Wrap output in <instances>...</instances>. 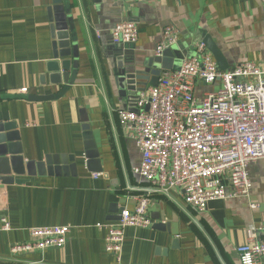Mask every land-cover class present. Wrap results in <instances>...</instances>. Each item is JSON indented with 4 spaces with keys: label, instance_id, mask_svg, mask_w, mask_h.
<instances>
[{
    "label": "crops",
    "instance_id": "obj_1",
    "mask_svg": "<svg viewBox=\"0 0 264 264\" xmlns=\"http://www.w3.org/2000/svg\"><path fill=\"white\" fill-rule=\"evenodd\" d=\"M51 2L0 0V124L16 125L24 162L72 156L76 175L67 169L59 177H21L28 182L0 184V264H113L104 251L105 232L96 225L113 222L124 208L132 211L140 197H147L151 226L124 230L123 264H239L236 248L245 243V231L264 229V162L248 167L252 188L247 199L212 201L202 213L186 205L178 190L154 193L135 174L141 154L118 122V110L129 106L109 81V54L116 47L111 30L130 22L138 29L134 51L146 56L163 41L165 27L176 30L173 47L180 48L183 58L173 71L180 70L191 51L196 54L195 43L206 37L214 55L206 50L221 71L247 61L264 65L259 0H69L75 79L63 97L44 100L39 97L63 88L50 83L48 71L53 62ZM217 87L219 82L198 83L195 96L200 99ZM21 89L27 92L21 94ZM85 117L99 173L85 166ZM3 218L9 231L1 230ZM52 226L70 228L63 248L10 253L11 245L29 240L30 229Z\"/></svg>",
    "mask_w": 264,
    "mask_h": 264
},
{
    "label": "built area",
    "instance_id": "obj_2",
    "mask_svg": "<svg viewBox=\"0 0 264 264\" xmlns=\"http://www.w3.org/2000/svg\"><path fill=\"white\" fill-rule=\"evenodd\" d=\"M151 1L156 0H132ZM259 2L264 16V0ZM163 36L155 57L177 44L172 26L164 28ZM111 38L115 45L134 46L138 29L133 23H120L111 30ZM194 48L196 54L186 58L179 71H162L156 87L129 101L117 115L141 154L135 174L154 187V193L178 190L186 205L202 213L212 201L247 199L252 188L248 167L264 162V65L247 61L221 71L205 44ZM218 82L219 89L196 98L198 83ZM147 204V197H140L132 211H120L118 221L96 225L105 232L104 251L113 264H123L124 230L151 226ZM1 223L2 231L10 230L6 219ZM69 231L68 226L32 228L29 240L11 245L9 251L23 256L61 249ZM245 236V243L236 248L239 264H262L264 229H248Z\"/></svg>",
    "mask_w": 264,
    "mask_h": 264
},
{
    "label": "water",
    "instance_id": "obj_3",
    "mask_svg": "<svg viewBox=\"0 0 264 264\" xmlns=\"http://www.w3.org/2000/svg\"><path fill=\"white\" fill-rule=\"evenodd\" d=\"M69 5V0H52L50 7L47 8L53 57V62L48 65V71L52 74L50 83L52 85H63V88L55 95L39 97L40 99L54 100L63 97L70 90L71 83L75 79V72L74 70L71 71L75 59L73 56L75 46L72 43L74 30L70 16H68ZM201 43L205 44L209 52L214 55L215 51L208 42V37L204 38ZM115 46L114 51L109 54L111 57L109 81L116 88L120 99L126 100L125 107L129 101L137 99L149 87H156L161 72L173 71L176 68L178 59L183 58L179 47L167 49L160 57H155L154 54L146 56L136 52L134 47L130 45L120 46L118 44ZM192 47L193 45L190 48L191 50ZM81 123L85 141V166L89 172L99 173L101 166L87 118H82ZM67 169L73 175H76L77 163L72 156L66 159L59 156H47L41 162H24L16 125L13 123L0 124L1 185L28 182V180L20 179L21 177H27V179L41 176L59 177L66 175ZM118 220L119 215L113 222Z\"/></svg>",
    "mask_w": 264,
    "mask_h": 264
},
{
    "label": "rangeland",
    "instance_id": "obj_4",
    "mask_svg": "<svg viewBox=\"0 0 264 264\" xmlns=\"http://www.w3.org/2000/svg\"><path fill=\"white\" fill-rule=\"evenodd\" d=\"M175 48H176V46H175V47H173V49H175ZM192 55H193V52L191 51V52H190V56H192ZM180 60H181V59L179 58V59H178V61H177L176 68L178 67V65H179V63H180ZM217 89H219V87H217ZM125 101H126V100H125V99H123V100H122V103H123V104H125Z\"/></svg>",
    "mask_w": 264,
    "mask_h": 264
}]
</instances>
